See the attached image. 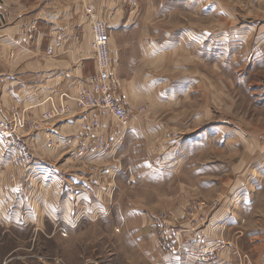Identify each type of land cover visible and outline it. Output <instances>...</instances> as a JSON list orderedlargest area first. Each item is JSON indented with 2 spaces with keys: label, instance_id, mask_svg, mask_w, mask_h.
Wrapping results in <instances>:
<instances>
[{
  "label": "rangeland",
  "instance_id": "obj_1",
  "mask_svg": "<svg viewBox=\"0 0 264 264\" xmlns=\"http://www.w3.org/2000/svg\"><path fill=\"white\" fill-rule=\"evenodd\" d=\"M136 2L141 10L160 12L154 21L161 28L162 37L165 32L164 38L172 42L167 45L165 62L158 67L160 72L155 71L160 80L145 81L149 98L145 97L142 102H126L121 98L118 82L116 94L130 109V126L114 156L105 159L106 163L75 158V162H71L72 170L78 168L84 174L71 175L63 169L68 176L52 179L59 198L74 202L77 194L88 192L92 200L82 199L86 206L88 202L94 204L93 199L97 202L96 195L89 193L90 190L95 193L97 183L100 186L110 183L112 190L102 192V200L108 205L102 202L98 209L88 206L89 211L83 209L81 218L76 221L62 216L53 223L43 221L21 230L10 228L12 230L0 241L3 242L0 263L5 256L6 264H103L105 257L108 260L114 255L117 260L120 249L130 248L129 240L115 237L114 233L153 234L156 248L167 252L202 250L204 248L190 247L191 239L182 227L183 222H190L191 233H198L200 228L197 227L203 226L209 217L203 198L194 197L195 194L189 192L190 187L198 186L199 195L204 198L216 195L223 176L227 175V163L232 165L246 152L244 141L258 136L260 141L264 139V33L263 40L253 44L248 36L238 38L223 30V25L232 29L264 24V0H135L134 5H123L135 7ZM211 9L214 11L207 14ZM221 11H225L224 14ZM174 27L181 31L174 34L170 31ZM207 28L208 34L204 33ZM193 34L197 37L193 38ZM174 42H180V54L176 45L174 55ZM177 55L181 58L180 72L177 71ZM147 108H150L148 113ZM136 116L140 128L142 121H150L156 129L153 138L160 145L150 154L141 131L129 133L135 126L132 118ZM190 137L201 138L198 143L209 139L210 145L207 150H200L203 145H199L198 152L186 162L177 160L181 170L175 172L177 164L173 158L181 154L179 157L183 160L184 154L193 148L194 145L189 146ZM52 145L53 142H47V146ZM79 147L80 144L75 154L82 156ZM1 160L9 163L10 157L3 153ZM61 164L56 161L50 167L61 170ZM110 164L118 171L112 178L105 176V166ZM261 178L264 179V171ZM179 183L187 190L180 192ZM177 192H185V196L174 209L170 200L164 203V198L174 199ZM1 198L5 199L6 194L2 193ZM185 199L189 200L186 205ZM179 209L182 211L177 217L175 213ZM77 214L78 208H71L70 216ZM155 216L170 228L182 231L184 248L175 251L158 245L155 234L158 229H153ZM215 246L219 249L215 251L219 260L225 244L218 241L212 247ZM239 249L248 253L250 259L235 254L230 264H255L258 251L253 245L251 250L243 246Z\"/></svg>",
  "mask_w": 264,
  "mask_h": 264
},
{
  "label": "crops",
  "instance_id": "obj_2",
  "mask_svg": "<svg viewBox=\"0 0 264 264\" xmlns=\"http://www.w3.org/2000/svg\"><path fill=\"white\" fill-rule=\"evenodd\" d=\"M0 2L3 4V9H0V117L9 116L10 109L15 107L19 113L25 109L29 118H38L53 105L59 104L60 93L66 92L70 96H75L86 79L97 73L91 49L90 24L84 12L85 3L90 4L99 18L107 22L111 72L120 83L119 96L126 102L134 100L142 102L147 99L145 97L149 98L145 81L160 80L155 71L160 72L158 67L165 62L169 48L167 45L172 42L164 38L167 33L164 32L162 37L163 32L157 21H154L159 16L157 15L160 14L159 11L141 10L138 2L135 7H126L123 3L116 4L110 0H0ZM213 11L207 10L206 13L210 14ZM224 12L221 11L223 14ZM226 14L229 17V13ZM30 28L33 33L32 39L27 37ZM223 28L238 38L248 36L247 39L251 40V43L254 42L253 44L263 40V23L260 26L249 25L232 29L223 25ZM170 31L175 34L181 29L174 27ZM204 33L208 34L209 29H205ZM57 34H62V41L60 47L55 48L54 54L50 56L46 51L49 47H54ZM194 37H197V34H193ZM176 45L177 53L180 54L182 48L180 42H174V55ZM253 50L255 53L254 47ZM180 59L177 55V71L180 69ZM175 62L176 59L173 61L174 72ZM70 103L73 104L72 101ZM149 110L150 108H147L145 111L148 113ZM89 118V112H75L54 122L51 127L53 135L51 147L47 146L45 131L18 130L34 156V165L27 169L15 168L10 162L1 160L3 148L0 144V241L5 238L6 232L12 230L10 228L21 230L24 226L40 225L43 221L53 223L57 217L62 216L67 217L68 221H76L81 218L83 209L89 211V207L95 209L96 206L98 209L102 202L105 203L102 200V192L109 193L112 190L110 183L105 186L97 183L95 193L89 191L97 197V202L93 199L94 204L87 203L89 207L82 201L92 200L91 196L86 194L88 192H80L74 202H71L59 198L58 189L52 183L53 178L59 180V177L68 176L64 175L63 169L69 171L71 175L74 172L84 174L81 169L72 170L71 162H75V158L106 163L105 159L114 156L116 149L105 156L92 153L84 157V154L82 156L75 154L76 147L81 142L90 141V136L81 129V123L88 121ZM132 120L135 126L131 127L129 133L141 131V137L148 145L149 154L150 151H155L160 143L154 141L156 129L153 123L142 121L140 128L137 116ZM111 125V117H102L99 132L108 138L111 137ZM197 140L202 139L190 137L189 146L194 145L193 148L184 154L183 160L179 157L181 154L175 155L173 160L176 164L177 160L186 162L189 157H193L198 152L199 145H203L200 150L204 148L207 150L210 145L209 139H203V143H198ZM261 140L258 136L244 141L246 152L232 165L227 163V175L223 176L225 178L221 180L216 195L204 198L203 195H199L198 186L190 185L189 192L195 194L194 197L198 199L203 198L205 213L209 211V217L203 226L197 227L200 228L198 233H191L193 230L190 222H183L182 227L187 231L185 235L191 239V248H210L218 241L224 242L225 249L220 253V259L213 264H230L235 254L240 256L243 254L249 258L250 255L239 247L251 250L252 245L253 249L258 251L253 263L258 264L261 249L264 248V179H260L264 171L262 154L264 139ZM175 147L177 148L176 143ZM162 155L164 157V154ZM56 161L62 162L61 170L59 167L57 169L50 167ZM107 165L105 176L115 177L118 171L114 170L111 164ZM176 170H181V163L177 164V168L175 166L174 171ZM10 173L16 176V182L10 178ZM186 190L187 187L179 183V191ZM2 193L6 194L5 199L1 198ZM174 194V199L164 198V203L170 200L176 209L177 204L182 202L185 192ZM188 201L185 199V205ZM74 207L78 208L79 214L70 216L71 208ZM182 209L175 213L177 217ZM113 236L129 240L130 248L120 249L117 260L112 254L108 260L105 257L104 261L102 260L103 264L115 262L208 264L198 261L190 251L173 253L158 250L153 234L114 233ZM6 263L3 256L0 264Z\"/></svg>",
  "mask_w": 264,
  "mask_h": 264
},
{
  "label": "built area",
  "instance_id": "obj_3",
  "mask_svg": "<svg viewBox=\"0 0 264 264\" xmlns=\"http://www.w3.org/2000/svg\"><path fill=\"white\" fill-rule=\"evenodd\" d=\"M113 3H125L134 5L135 0H110ZM0 9L3 4L0 2ZM84 12L90 24L92 35L91 49L97 65V73L88 77L85 84L78 90L75 96L66 92L59 95V104L53 105L49 110L43 112L38 118L32 119L26 115L25 109L19 113L15 107L10 109L8 117H0V144L3 148L2 154L10 157V162L15 168L27 169L34 165V156L19 134L18 130L45 131L47 142H53L51 127L57 120H62L75 112H89L88 121L81 123L82 131L90 136L88 143L81 142L78 152L81 154L96 153L105 156L111 150L116 149L120 144L124 132L130 126V109L120 102L117 97L118 80L112 75L111 56L109 49L108 25L99 18L96 10L90 5L84 4ZM27 37L33 38L32 28L28 29ZM62 34H57L54 47H49L46 53L54 54V49L60 47ZM73 102V104L70 103ZM102 117L112 118V136L106 137L99 132L100 119ZM10 178L16 182V176L10 173ZM153 229H158L155 234L158 236V245L165 246L175 251L185 247L182 242V231L170 228L158 217H154ZM215 247L202 250H192L197 260L203 263L212 264L218 260ZM258 264H264V248L259 255Z\"/></svg>",
  "mask_w": 264,
  "mask_h": 264
}]
</instances>
